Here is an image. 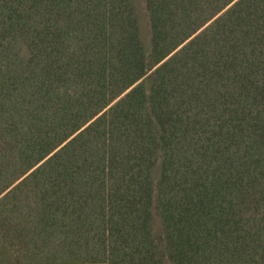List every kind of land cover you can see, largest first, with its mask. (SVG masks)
I'll list each match as a JSON object with an SVG mask.
<instances>
[{
  "label": "trees",
  "instance_id": "obj_1",
  "mask_svg": "<svg viewBox=\"0 0 264 264\" xmlns=\"http://www.w3.org/2000/svg\"><path fill=\"white\" fill-rule=\"evenodd\" d=\"M264 264V0H0V264Z\"/></svg>",
  "mask_w": 264,
  "mask_h": 264
},
{
  "label": "crops",
  "instance_id": "obj_2",
  "mask_svg": "<svg viewBox=\"0 0 264 264\" xmlns=\"http://www.w3.org/2000/svg\"><path fill=\"white\" fill-rule=\"evenodd\" d=\"M59 264H106V263H59Z\"/></svg>",
  "mask_w": 264,
  "mask_h": 264
}]
</instances>
